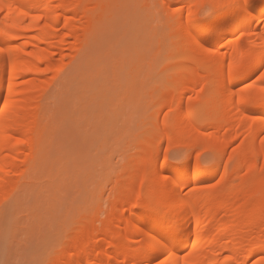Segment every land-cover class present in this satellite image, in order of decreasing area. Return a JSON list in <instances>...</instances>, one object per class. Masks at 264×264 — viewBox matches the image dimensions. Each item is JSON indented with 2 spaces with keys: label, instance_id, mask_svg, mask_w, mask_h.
<instances>
[{
  "label": "rangeland",
  "instance_id": "374dc122",
  "mask_svg": "<svg viewBox=\"0 0 264 264\" xmlns=\"http://www.w3.org/2000/svg\"><path fill=\"white\" fill-rule=\"evenodd\" d=\"M166 1L175 8V0ZM85 3L89 10L92 8L90 12L97 8L96 14L92 12L97 23L79 24L85 37L80 38L82 42L69 39L63 53L57 51L54 67L46 70L43 65L41 74L29 75L24 81L40 86L32 103V112L38 114L34 125L39 135L20 156L21 172L14 171L0 190V264H52L65 248L78 247L77 241L85 238L89 243L104 241L105 253L111 252L112 246L107 244L111 239L104 232L109 223L122 221L120 217L112 222L107 219L115 197H123L119 209L127 212L131 199L153 192L164 158L173 163L188 160L190 170L196 161L214 169L227 167L231 175L238 172V151L251 143L247 128L238 130L237 141L221 152L223 156L220 149L224 141L202 142L206 135L236 133L230 131L233 122L222 124L218 131L205 128L222 119L219 106L209 104L218 85L211 72L184 75V85L188 82L185 87L191 90L187 89L189 93L177 107V98L187 91L184 85L175 88L181 78L178 66L194 63L195 55L184 50L185 41L177 38L170 17L173 13L164 10L161 0ZM212 4L209 0L195 1L192 8L200 17H210L219 12L211 7L204 14L205 6ZM185 16L187 13L181 12V17ZM262 16L258 25H262ZM88 28H92L90 33ZM224 73L219 79L221 85L229 79ZM260 73L239 83L235 90L251 86ZM233 101L237 102V97ZM3 102L4 95L0 106ZM252 104L249 110L256 101ZM188 112L195 115L192 124L203 134L179 138L181 130L171 125ZM257 125L259 135L252 140L259 142L264 132L263 126ZM258 158L261 165L255 176L260 177L264 174V155ZM242 180L240 176L230 182L238 188ZM224 181L220 176L202 180L184 193L220 189ZM263 193L264 186L249 194L257 197ZM259 212L264 213V201ZM141 243L142 238L134 246ZM80 259L63 262L79 264Z\"/></svg>",
  "mask_w": 264,
  "mask_h": 264
},
{
  "label": "bare ground",
  "instance_id": "6f19581e",
  "mask_svg": "<svg viewBox=\"0 0 264 264\" xmlns=\"http://www.w3.org/2000/svg\"><path fill=\"white\" fill-rule=\"evenodd\" d=\"M175 1L173 9L166 0H161V3L164 10L173 13L170 17L178 32L177 38L185 41L184 50L195 55L194 63L178 66L181 78L175 88L187 81L184 79L186 73L211 72L218 85L209 104L219 106L222 119L208 123L205 128L214 127L218 131L222 124L233 122L230 131L236 133L232 132L233 136L232 133H224L221 137H218L219 133L218 136L206 135L202 142L224 141L221 153L237 141L238 130L247 128L251 143L237 153L238 172L229 175L227 167L214 169L202 166L198 161L190 170L188 160L173 163L164 158L154 181V191L131 199L128 216L125 215L127 212L119 209L123 197L119 194L115 197L107 219L112 222L120 217L122 221L120 224L109 223L104 232L111 239L107 242L112 246L111 252L105 253L104 241L89 243L85 238L77 241L78 247L71 245L65 248L61 255L51 260L54 264H65L63 259L71 261L80 256L79 264H264V213L259 212L264 193L257 197L249 194L264 186V174L255 176L261 165L258 157L264 155V145L261 144L264 139L259 142L252 140L259 135L255 130L257 124L263 126L261 132H264V81L258 78L245 90L236 91L239 83L253 74L264 72V20L262 25L257 21L264 15V0H209L213 4L230 5L216 8L218 14L213 13L210 17H200L192 8L195 1L205 0ZM85 2L0 0V98L4 95L0 106V190L5 188L14 171L21 172L20 156L23 157L22 153L31 148L39 135L34 125L38 114L32 112L35 105L32 103L40 86L24 81L29 75L41 74L43 65L46 70L54 67L56 54L63 53L69 39L82 42L85 37L82 38L84 33L79 24L92 23V12L97 13L95 7L90 12L92 8L89 10ZM184 11L187 16L181 17ZM90 29L87 31L91 32ZM222 41L226 47L224 52L219 47ZM234 61L238 67L233 66ZM224 72L229 79L221 85L219 79ZM188 93L184 90L179 95L176 101L178 108ZM235 96L237 102L233 101ZM242 97L244 103H241ZM254 101V110H249ZM193 118L195 115L188 112L171 125L172 129L181 130L179 138L189 136L192 139L193 135L203 134L195 129ZM249 167V171L242 174ZM217 176L221 177V182L225 180L220 189L199 188L184 193L192 184ZM240 176L243 178L241 186L233 187L230 181ZM132 183L133 186L136 184L134 180ZM141 238L143 243L135 247Z\"/></svg>",
  "mask_w": 264,
  "mask_h": 264
},
{
  "label": "snow or ice",
  "instance_id": "6c2138e0",
  "mask_svg": "<svg viewBox=\"0 0 264 264\" xmlns=\"http://www.w3.org/2000/svg\"><path fill=\"white\" fill-rule=\"evenodd\" d=\"M229 6H230V5L223 4V3H217V4H212V5H206V6H205V9H206V10H205V13H204V14H207V9H208V8H211V7H215V8H225V7H229ZM241 6H243V5H241ZM189 19H191V13H189ZM219 47H220V48H224V47H225V42L222 41V42L220 43ZM262 59H264V57H262ZM233 66H234V67H238V65L236 64L235 61L233 62ZM259 79H260L261 81H264V72H261V73L259 74ZM244 102H245V100H244V98L242 97V98H241V103H244ZM262 122H264V121H262ZM261 144L264 145V140L261 141Z\"/></svg>",
  "mask_w": 264,
  "mask_h": 264
}]
</instances>
